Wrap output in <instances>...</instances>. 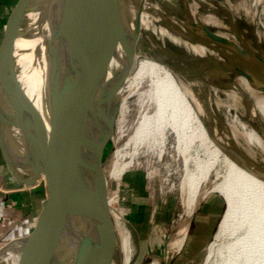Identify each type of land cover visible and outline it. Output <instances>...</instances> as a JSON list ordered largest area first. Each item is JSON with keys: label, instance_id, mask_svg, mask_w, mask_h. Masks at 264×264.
<instances>
[{"label": "bare ground", "instance_id": "1", "mask_svg": "<svg viewBox=\"0 0 264 264\" xmlns=\"http://www.w3.org/2000/svg\"><path fill=\"white\" fill-rule=\"evenodd\" d=\"M126 8L130 24L133 25L138 16L142 26L136 32L130 31L108 66L99 72L101 81H108L109 86L98 91L95 106V79L93 106L97 114L107 100L110 102L117 97L109 122L119 112L121 124L128 111V98L135 94L138 117L133 121V134L126 146L115 148L111 164L97 175L84 196L85 217L96 235L97 252L101 254L104 248L98 228L102 219L114 227L119 264H141V258L135 256L125 210L115 206V196H109L110 182L119 181L122 173L130 168L132 159L124 160L128 154L132 157L145 148L160 158L172 134L174 161H178L168 170L179 173V179L170 189L178 190L185 216L177 235L168 243L169 249L181 251L188 236L190 218L200 201L217 192L225 200L226 207L207 246L203 264H264V70L248 56L250 71L246 74L244 58L227 45L209 38L200 27L209 29L216 38L245 49L243 36L237 31L247 32L250 11L257 35L264 38V0H128ZM230 13L236 18V30L225 21ZM146 37L148 39L144 40ZM21 38L27 47L28 41L23 35ZM139 41L146 44L140 47ZM221 47L234 52L232 55L240 64H233L228 59L231 55H224ZM127 52L130 58L115 67ZM24 72L25 69L21 82L43 120L45 132L50 135L46 56L42 58L40 72L34 75ZM122 81L125 83L119 87ZM130 144L131 152L127 149ZM133 165L137 166L136 162ZM155 174L156 168L148 165V176L151 178ZM7 175L13 184L24 187L8 169ZM45 198L33 213L26 234L36 226ZM11 244L12 248L0 251V264H20L21 248L16 241ZM69 259L68 262L71 255ZM105 263L111 264L109 258H105ZM147 264H160V260L156 257Z\"/></svg>", "mask_w": 264, "mask_h": 264}, {"label": "water", "instance_id": "2", "mask_svg": "<svg viewBox=\"0 0 264 264\" xmlns=\"http://www.w3.org/2000/svg\"><path fill=\"white\" fill-rule=\"evenodd\" d=\"M127 3L27 0L15 14L0 46V152L18 184L30 188L44 180L47 190L36 226L16 241L21 248L20 264H106L105 258L119 264L114 227L101 218L99 239L104 248L101 254L97 252L96 235L85 217L84 196L95 180L100 134L106 123H111L109 116L117 101V97L112 99L103 116L98 117L93 106L95 79L128 38ZM29 13L33 14L31 21ZM229 17L236 30V18L232 13ZM200 27L209 38L243 57L249 75L246 60L250 54L245 49ZM22 35L28 41L25 75L40 72L46 56L50 135L19 79L15 51ZM250 57L258 58L255 53ZM259 60L264 63V59ZM7 70L11 73L10 83ZM124 83L120 82L119 87ZM94 211L99 215L95 207Z\"/></svg>", "mask_w": 264, "mask_h": 264}, {"label": "rangeland", "instance_id": "3", "mask_svg": "<svg viewBox=\"0 0 264 264\" xmlns=\"http://www.w3.org/2000/svg\"><path fill=\"white\" fill-rule=\"evenodd\" d=\"M14 14L15 12L10 8L9 10L1 13L0 18L5 17L7 18V23H12L15 16ZM249 14L250 11L248 12V20L246 22L247 32H242L239 30L237 32L240 36H243L242 37L243 46L245 50L250 54V56H253L254 53L258 56L257 59L256 58L254 59L253 57L254 61L260 64V66L257 67L260 70H264V63L259 60V58L264 59V38L260 39L259 36L257 35L255 25L251 22V17ZM32 16L33 14L31 13L28 16V18L30 17L29 18L30 21L32 20L31 19ZM140 21H141L140 18L136 16L133 22L134 24L131 25L130 19L129 20L127 19L126 32L129 33L130 31L136 32L140 30L142 26L140 24ZM225 21L231 24V19L228 15L225 17ZM7 32L8 31L3 27V24H0V46L4 42L7 36ZM146 39L148 38L147 37L144 38V40ZM257 42L259 43L258 45ZM139 43H140L139 44L140 47L141 45L146 44L145 42L142 43V41L141 42L139 41ZM23 47H25L23 38L20 37L16 41V51H15V56H16L15 59H17L16 65L17 67L19 66V70H20L19 72L20 81L22 78L21 75L22 71H24L23 68L26 66L24 49H26L27 47L24 49ZM219 49L225 50L224 55H226L227 53H229V56L231 55L230 58H228V56L226 57L230 59V61L233 64L235 65L240 64L239 59L232 55L234 54V52L232 53V51L227 48L221 47ZM211 53L215 54V51L212 50ZM129 58H130L129 53L128 52L125 53L124 56L121 58L120 63L116 64L115 67H118L119 64L123 65ZM6 74H7L6 77L8 78L9 81V78L11 76L10 70H7ZM100 76H101L100 74L96 76V84L94 90L95 106H96L98 91L103 87L108 88L109 86V82L106 80L101 81ZM108 103L109 101L107 100L103 104V107L100 109L99 113H97L98 117L103 116L104 110L108 105ZM127 104H128L127 105L128 111H126L124 115V121H123L124 123L120 124L119 122L120 113L116 112L113 121L111 123H106L104 130L100 134L99 160L97 163L95 173L93 175V180L97 177V175L101 171H103L105 167L111 164V161L113 160V152L115 148L126 146L127 144L126 142H128L130 138L129 136H132L133 134V131L131 130H134V122L136 120V117H138L137 114L138 110L135 109L137 108L136 105L137 95L135 94L131 95L128 98ZM132 124H133V128H132ZM121 125L124 126L122 127ZM171 140L173 141L172 134H170V136L168 137L163 155L160 158L157 153H150L145 148L138 150L135 154H133L132 157L130 156V154L126 155L125 157L126 159L124 158V160L128 161L132 159V164L130 165V168L128 167L122 173V176L120 177L119 181L112 180L110 182L109 196L110 197L115 196L114 198L112 197L113 200L115 201L117 199L116 202L114 201L115 206H117L119 209L125 210L124 217L127 219L128 226L132 232V236L134 240L135 256L136 257L138 256V259L141 258L139 259V262L141 264L150 263L156 257L159 258L160 264H203L204 257L208 250L207 246L211 241V239L213 238V235L215 234L216 230L218 229V225L225 210L226 203L223 197L217 192H212L205 199L201 200L197 210L190 218L188 236L183 248L181 249L180 252H176L173 249L172 250L169 249L168 243L171 240H173L177 235V232L179 231L181 224L183 222V217L185 216V214H183L184 207L178 196V190L170 189L171 184L178 183V179H179V175H178L179 173L173 170H168L170 167L171 169H173L178 161V160L174 161L175 151L171 144L172 143ZM131 147L132 144L127 146L129 152H131L133 149V147L132 148ZM137 153L140 154L139 155L140 157L138 156ZM142 157H145L146 160H144L145 158L143 159ZM134 162H136L137 166L133 165ZM145 164L147 167L145 166ZM132 165L135 168L132 167ZM139 165H141L140 168H138ZM148 165L156 168V174L151 178L148 176ZM2 166L4 168L3 163ZM157 171L159 172L158 174ZM1 172L5 173V175L7 176L6 179H8L6 169H4V172L3 171ZM163 174L165 177L163 176ZM136 179L138 180L137 181L138 183L136 182ZM167 179L168 181H166ZM29 194L31 198L29 204H27L25 207L24 216L20 217L18 220L12 219V221H10L7 226V234L5 235V237L0 239L1 252L8 250L12 238H16L27 231L29 225L31 224L30 217H32L33 213L36 210H38L40 200L46 197L47 193H46V186L44 184V180H40L36 186L31 187L29 190ZM132 218L135 219L133 220L135 224L132 221ZM163 256L165 258H163ZM119 257L120 255L118 253V255L116 256V260L119 261Z\"/></svg>", "mask_w": 264, "mask_h": 264}, {"label": "crops", "instance_id": "4", "mask_svg": "<svg viewBox=\"0 0 264 264\" xmlns=\"http://www.w3.org/2000/svg\"><path fill=\"white\" fill-rule=\"evenodd\" d=\"M26 2L27 0H0V14L9 10L10 8L16 14L21 4ZM0 24H3V27L5 29H8V27L10 26V23H7V18L5 17L0 18ZM24 48L26 47H23V49ZM0 163H1L0 164L1 166L0 168V239H2L7 234V226L9 222L12 221V219L18 220L20 217L24 216L25 207L27 204H29L31 198L29 194V190L31 187L22 188L13 184L12 183L13 181L6 179L7 176L5 175V173L1 172V171L4 172V169H6V173H7V167L3 161L1 152H0ZM2 163L4 165V168L2 166ZM25 235L26 233L16 238H12L11 242L18 241V239L24 237Z\"/></svg>", "mask_w": 264, "mask_h": 264}]
</instances>
